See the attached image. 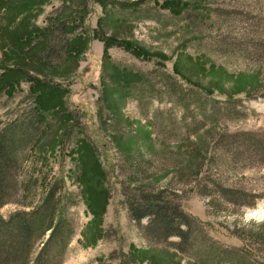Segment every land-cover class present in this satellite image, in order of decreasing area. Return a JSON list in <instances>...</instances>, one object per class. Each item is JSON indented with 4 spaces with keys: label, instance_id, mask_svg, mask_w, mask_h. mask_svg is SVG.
<instances>
[{
    "label": "rangeland",
    "instance_id": "1",
    "mask_svg": "<svg viewBox=\"0 0 264 264\" xmlns=\"http://www.w3.org/2000/svg\"><path fill=\"white\" fill-rule=\"evenodd\" d=\"M31 92L46 112L19 178L61 177L71 194L61 264H213L200 248L211 242L264 257V0H0V129L33 107ZM200 98L212 117L193 110ZM16 191L3 219L27 209ZM145 196L188 216L184 251L165 236L175 219L131 218Z\"/></svg>",
    "mask_w": 264,
    "mask_h": 264
},
{
    "label": "trees",
    "instance_id": "2",
    "mask_svg": "<svg viewBox=\"0 0 264 264\" xmlns=\"http://www.w3.org/2000/svg\"><path fill=\"white\" fill-rule=\"evenodd\" d=\"M41 45L44 49L48 48V44ZM164 75L159 77L162 82H158L164 87V93L171 95L175 103L182 105L183 109L188 111L189 98L183 91L182 84H177L173 77ZM131 77L132 81L142 83V87L145 85V91L155 90L154 84L145 76L139 77L130 73L127 80ZM41 94L40 92L33 94V107L24 113L22 119L15 118L11 125L8 123L0 129V206L16 201L14 198L18 193L16 190L21 187L25 197L22 205L27 207L22 211H15L7 219L0 216V264H61L74 233V227L67 215L72 202L71 194L67 191L63 178L52 177L51 179L34 169L23 176L22 180L19 178V165L24 161L25 150L37 138L43 126L46 111ZM205 99L196 100L193 110L196 114H200V117H212L215 114L214 109L205 105ZM223 111H230L229 103L223 107ZM14 130H21L23 136H13L11 132ZM49 180H51L50 183ZM25 193L30 194L26 196ZM145 197L139 204L134 203L133 200L129 201L128 209L131 218L141 222L143 218L150 217L148 224L155 225L156 215L165 214L166 217L164 215L161 219L160 227L175 219V227L168 229L165 236L176 237L178 239L176 248L184 251V247L190 241L191 225L188 223V216L176 206L170 211L168 206L152 202L150 196ZM19 228L24 230L21 239L18 240L12 235ZM46 234H48L46 239L41 241ZM3 237L7 239V243L1 240ZM41 243L38 252L33 256L36 246ZM200 248L211 254L209 259L210 257L218 258L213 264H250L245 262L244 254L238 249L215 246L213 242ZM206 259L210 261L208 257ZM255 263L264 264V257L255 258Z\"/></svg>",
    "mask_w": 264,
    "mask_h": 264
}]
</instances>
